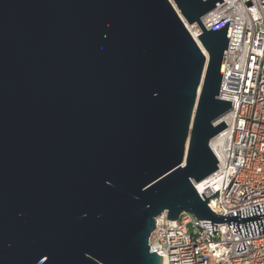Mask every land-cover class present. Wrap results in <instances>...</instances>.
I'll return each instance as SVG.
<instances>
[{"label": "water", "instance_id": "obj_1", "mask_svg": "<svg viewBox=\"0 0 264 264\" xmlns=\"http://www.w3.org/2000/svg\"><path fill=\"white\" fill-rule=\"evenodd\" d=\"M171 1L0 0V264H162L163 214L264 234V204L223 217L194 188L231 109L232 22H200L225 0Z\"/></svg>", "mask_w": 264, "mask_h": 264}, {"label": "built area", "instance_id": "obj_2", "mask_svg": "<svg viewBox=\"0 0 264 264\" xmlns=\"http://www.w3.org/2000/svg\"><path fill=\"white\" fill-rule=\"evenodd\" d=\"M227 19L232 23L218 98L231 102V109L217 123L226 128L213 138L218 169L197 192L209 198L219 191L207 206L223 217L264 204V0H225L200 22L211 30ZM189 26L198 39L200 27ZM203 223L211 222L188 213L169 221L163 214L155 220L149 251L162 264H264V234L242 238L233 227L212 223V235ZM239 244L246 250L236 253Z\"/></svg>", "mask_w": 264, "mask_h": 264}, {"label": "bare ground", "instance_id": "obj_3", "mask_svg": "<svg viewBox=\"0 0 264 264\" xmlns=\"http://www.w3.org/2000/svg\"><path fill=\"white\" fill-rule=\"evenodd\" d=\"M171 3H172V1L171 0H169ZM173 5V4H172ZM174 6V5H173ZM181 17V16H180ZM181 20H182V22L184 23V25H186V27L188 28V30L191 32V35H192V37L194 38V40L197 42V44L200 46V44H199V42H198V40H197V38H196V35L194 34V32L192 31V29H191V27L189 26V25H187V23L183 20V18L181 17ZM200 49L202 50V53H203V55L205 56V58H206V61L208 60V54H207V52L200 46ZM210 148H211V150H217L218 148H219V144H218V142H217V140L216 139H212L211 140V142H210ZM202 182L203 181H201L200 183H198V184H195V186H196V190H197V192H199V190H201V185H202Z\"/></svg>", "mask_w": 264, "mask_h": 264}, {"label": "rangeland", "instance_id": "obj_4", "mask_svg": "<svg viewBox=\"0 0 264 264\" xmlns=\"http://www.w3.org/2000/svg\"><path fill=\"white\" fill-rule=\"evenodd\" d=\"M173 4V3H172ZM174 8H175V6H174ZM175 10H176V8H175ZM176 12H178L177 10H176Z\"/></svg>", "mask_w": 264, "mask_h": 264}]
</instances>
